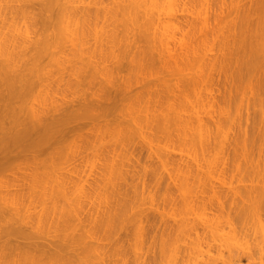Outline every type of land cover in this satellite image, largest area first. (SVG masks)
I'll list each match as a JSON object with an SVG mask.
<instances>
[{"label": "bare ground", "instance_id": "obj_1", "mask_svg": "<svg viewBox=\"0 0 264 264\" xmlns=\"http://www.w3.org/2000/svg\"><path fill=\"white\" fill-rule=\"evenodd\" d=\"M0 264H264V0H0Z\"/></svg>", "mask_w": 264, "mask_h": 264}]
</instances>
